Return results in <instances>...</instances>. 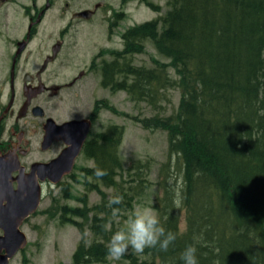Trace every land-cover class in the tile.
<instances>
[{
  "label": "trees",
  "instance_id": "16d2710c",
  "mask_svg": "<svg viewBox=\"0 0 264 264\" xmlns=\"http://www.w3.org/2000/svg\"><path fill=\"white\" fill-rule=\"evenodd\" d=\"M142 1L160 11L159 5ZM167 5L157 18L128 26L121 33L122 51L100 64L103 87L123 90L155 110L133 120L144 129L164 131L168 154L178 160L173 183L171 164L160 171L158 187L166 204L162 210L152 205L176 240L167 251L157 246L124 258L127 264H183V251L194 245L198 264H264V0H168ZM146 40L169 62L127 63L126 56L144 52ZM175 88L177 107L160 114L162 101H169L168 91ZM100 106L113 110L108 102ZM123 133V125L109 124L86 141L83 153L93 164L82 169L85 177L105 187L116 185ZM97 167L107 175L97 177ZM144 167L149 170V160ZM129 175L136 185L137 173ZM141 183L120 205L109 206L103 198L93 209L104 215L123 204L131 209L142 195ZM68 209L71 217L88 219L86 207ZM97 216L91 229L99 241L89 245L82 223L68 218L81 233L70 264L102 262L108 256L106 223Z\"/></svg>",
  "mask_w": 264,
  "mask_h": 264
},
{
  "label": "rangeland",
  "instance_id": "374dc122",
  "mask_svg": "<svg viewBox=\"0 0 264 264\" xmlns=\"http://www.w3.org/2000/svg\"><path fill=\"white\" fill-rule=\"evenodd\" d=\"M149 1L159 5L160 11L152 10L142 0H0V82L3 76L6 79L9 61L16 49V41L24 38L29 18L33 17V21H36L35 10L43 8L44 15L23 52L22 56L29 55V61L22 71L37 69L46 59V54L51 55V46L56 41L62 42V50L57 55V60L48 65V70L58 73L54 80L63 84L80 70H86L87 73L73 87L62 88V91L52 98L56 99L61 94L68 99L77 97L78 99L68 101L64 106L67 107V111H78L84 115L101 101L112 106L113 110L101 107L89 139L102 132L109 124L124 126L123 138L118 147L123 167L121 175L116 178V185L105 187L100 181L85 177L82 169L91 166L93 162L82 152L76 160L72 176L63 179L64 184L55 185L52 193L48 189L45 190L38 212L32 219L35 227L28 225L23 228L27 245L11 264H70L81 233L75 224L67 221L68 218L82 223L83 241L89 245L93 241H99V237L91 229L93 215L98 213L97 218L103 217L106 223L108 244L115 231L127 226L137 207H150L158 215V211L152 205L157 203L162 210L166 204L163 201L164 192L158 187L160 171L171 164L169 168L172 169V174L169 181L173 183L174 177L177 180L175 174V168L178 167L177 157L168 154V138L164 131L144 129L133 120L134 116L141 119L155 113V110L144 101H133L123 90L111 91L109 87H102L100 84L102 60H113L115 52L123 49L121 33L128 26L155 19L158 14H163L168 9V0ZM97 4L98 7L95 6ZM85 9L94 11L90 19L79 21L75 15L72 16L74 12ZM40 15L41 13L38 14L37 20ZM125 59L127 63L146 67H151L157 59L169 62L156 52L149 40L145 41L144 52L131 54ZM59 60H62L63 64ZM67 64L69 65L63 66ZM169 70L177 79L174 70L172 68ZM7 88L6 81L4 91L7 92ZM168 95L170 100L162 101L160 114L168 115L178 105L179 90L171 89ZM3 100L1 98V102ZM148 160L149 170L148 167L143 168ZM129 173H137L136 177L139 179L133 181H138L137 184L142 179L138 189L142 195L135 197L137 199L133 207L125 209L126 206L123 204L121 208H112L110 213L105 215L102 210L93 209L102 203L103 198L109 201L110 197L119 196L120 193L122 194L120 197H125L126 194L133 195L137 184L132 185V181H128L132 178ZM172 192L178 194L176 188H172ZM82 206L87 209V220L71 217L68 213V208ZM180 226H184L182 216ZM131 251L129 249L128 253ZM89 264H127V261L124 256L119 261L107 256L102 262Z\"/></svg>",
  "mask_w": 264,
  "mask_h": 264
},
{
  "label": "flooded vegetation",
  "instance_id": "af4514ba",
  "mask_svg": "<svg viewBox=\"0 0 264 264\" xmlns=\"http://www.w3.org/2000/svg\"><path fill=\"white\" fill-rule=\"evenodd\" d=\"M95 6L98 7L99 4ZM68 7L66 4V8ZM35 12L36 21H33V17L29 18L24 38L16 41V49L10 58L6 79L3 76L0 82V158L9 157L13 160L4 163L3 170L0 172L3 176L2 181H5L0 184V264H11L24 249L19 247L20 235L18 232H23V228L28 225L35 227V222H32V219L36 212L34 211V213L31 209L37 195L39 194L41 202L45 190L48 189L52 193V188L55 185L64 184L63 179L72 176V172L65 175L70 161L67 165L60 161L71 154L68 151L69 148L76 147L82 126L74 132L75 136L70 139L60 130H56L55 125L73 120H89L90 129L83 142L84 146L101 111L99 103L95 104L93 109L85 115L78 111H67L64 104L78 99L77 97L68 99L61 94L56 99L52 98L60 90L62 91V88L73 87L87 73L86 70H80L77 75L63 84L54 80L58 73L48 70V65L57 60V55L62 50V42L56 41L51 46V55L46 54L45 59L49 61L48 63H45L44 60L45 62L43 61L37 69L22 71L29 61V55L22 56L23 52L44 15L43 8L38 11L36 9ZM39 13L41 15L37 20ZM76 13L74 12L72 16L74 17ZM76 19L80 21L84 18L77 17ZM54 50L55 55L51 58ZM59 61L63 64L62 60ZM6 81L7 92L4 91ZM113 83H115V79ZM6 94L7 97H5ZM1 98L4 99L3 102H1ZM63 135L65 139L60 137ZM64 153L66 155L57 162L59 163L58 167L49 166V164H53L54 159ZM78 156L73 162V169ZM61 174L62 179L55 182L54 180ZM6 233L10 235V240L5 245L1 238L5 237Z\"/></svg>",
  "mask_w": 264,
  "mask_h": 264
},
{
  "label": "clouds",
  "instance_id": "9594fccd",
  "mask_svg": "<svg viewBox=\"0 0 264 264\" xmlns=\"http://www.w3.org/2000/svg\"><path fill=\"white\" fill-rule=\"evenodd\" d=\"M95 175L103 177L107 171L99 167L95 168ZM122 197L112 196L109 199V206L120 205ZM176 240V234L167 231L161 224L157 213L150 207H137L125 228L115 231L108 244L107 254L116 261L129 252L143 253L146 248L159 246L162 251H167L169 246ZM197 248L189 245L182 253L183 264H198Z\"/></svg>",
  "mask_w": 264,
  "mask_h": 264
},
{
  "label": "water",
  "instance_id": "95a60500",
  "mask_svg": "<svg viewBox=\"0 0 264 264\" xmlns=\"http://www.w3.org/2000/svg\"><path fill=\"white\" fill-rule=\"evenodd\" d=\"M76 15L77 16H83V17L88 18L89 15H90V11L89 10H83V11H80L79 13H77ZM80 126H82V129L80 131V137H79V140L77 142L78 144L76 145L77 147L74 150L72 148H69L68 151L71 152V154H69L68 156H70V155L71 156L70 157L67 156V157H65V159H63L62 161H60L62 164H66V165L70 161L68 167L65 170L66 172H69L72 169L73 160H74L75 156L79 153L80 148H81V145H82V143H83V141H84V139L86 137V134H87V131H88V127H89V122L88 121H69V122H65L62 125H55L56 130H58V131L60 130V132L62 134H65L70 139H71V137H74L75 136L74 135V132L76 130H78L79 128H81ZM83 126H84V128H83ZM60 137H63V139H65V136L64 135L63 136H60ZM65 155L66 154L64 153V155H61L60 157H58L57 159H55L54 162H53V164H49V166L50 167H54V168L58 167L59 166V163H57L58 160L60 158H62L63 156H65ZM10 161H13L12 158H9V157H7V158H5V157L0 158V172L3 170L4 163L10 162ZM0 177H1L0 178V184H1V182H4L5 183V181H2L3 176L1 175V173H0ZM33 203L34 204H33V208L31 209V211H34L37 208V206L39 205V194L37 195V198L34 199V202ZM19 232H18V234L20 235V246L19 247L20 248H24L25 247V244H26V237H25V234L23 232H21V231H19ZM5 235H6L5 237L3 236L1 238V241H2V243L5 242L4 244L6 245L7 241L10 240V235L7 234V233ZM15 249H17V248H15Z\"/></svg>",
  "mask_w": 264,
  "mask_h": 264
}]
</instances>
